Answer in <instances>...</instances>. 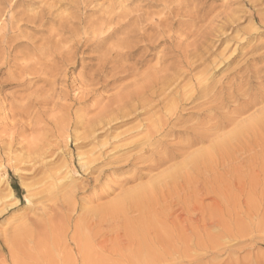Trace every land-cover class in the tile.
Here are the masks:
<instances>
[{
  "label": "rangeland",
  "instance_id": "374dc122",
  "mask_svg": "<svg viewBox=\"0 0 264 264\" xmlns=\"http://www.w3.org/2000/svg\"><path fill=\"white\" fill-rule=\"evenodd\" d=\"M87 1L5 0L2 2L0 0V264H145L132 262L133 250H137L139 245L135 235L133 237L129 235L128 225L125 227V218L121 213L122 198L129 190L147 183L151 177L160 174L170 165L179 163L184 156L170 161L172 164L168 162L169 165L165 163L156 170L150 169L153 160L159 159L164 151L174 150L173 146L181 145V140L190 136L182 131H185L187 125L195 122L199 114L211 117L215 114L213 110L206 109L210 106L208 104L195 105L199 99V102L201 101L203 93L198 94L199 98L196 95L195 104L181 106V111L177 109V112L182 114L181 121L180 119L173 123L165 121L171 114L163 112L166 105L182 92L189 93L190 85L197 82L196 78L201 75L200 72H206L204 77L209 79V83H214L213 85L216 86L220 84L219 86H224L225 89L234 82L243 84L249 73L252 74V78L259 76L264 83V0H163L164 2L162 0H93L94 3ZM19 3L20 5H17ZM96 3L102 8L97 7ZM41 11L45 18L33 23L31 16ZM3 12H7V16ZM19 12L23 13V21L13 20L12 22H15L11 23V26L14 28H11L9 24L11 17L17 16ZM111 12L116 16L111 24L112 28L117 21L122 22L121 27L114 34L115 37H108L109 39L107 38L99 45L100 47H97L102 49V51L99 49L101 52H106L119 39H123L127 32L129 46L132 45L127 50L130 51L132 59L129 56L130 59L126 57L118 61L117 53L114 52L110 58L112 60L109 61L111 63L107 61L105 69L91 81L88 73L96 71L98 60L95 58L101 54L96 46L87 48L91 42H87L85 46L81 45L82 48L78 50L81 53L77 52L79 58L74 59L72 64L69 60L64 62V58L58 55L63 51H69L71 47L74 51V44L78 42L83 44L90 33V30L89 33L87 32L89 21H95ZM122 14L128 15L117 18ZM137 15L142 17L139 18ZM86 16L87 18H84ZM128 16H132L130 20ZM146 17L149 20L146 21ZM129 22H132V25ZM135 22L138 24L136 25ZM126 23L127 25L124 26ZM154 28L156 29L153 30ZM53 29L57 30L53 31ZM146 32H149L148 35ZM69 37H72V41H68ZM61 38H64L65 42L68 41V45H65ZM136 38H140L142 44L140 41L137 43ZM51 39L55 40L53 41L55 44L51 43ZM55 51L59 52L58 55ZM24 52L25 54H22ZM96 53L99 55L97 56ZM56 55L60 61L56 59ZM22 62L26 66H22ZM113 63L118 68L113 66ZM60 64H63L64 68ZM126 67L130 69L123 72ZM57 74L62 77L59 78ZM49 76L54 78L51 79ZM47 78L50 81L49 91ZM92 82H96V85ZM166 82L170 83L167 90L164 87ZM22 84L23 86L25 84L24 88ZM128 84L129 89L126 87ZM140 86L145 88L142 89ZM118 87H121L122 91ZM51 88L56 90H50ZM163 89L166 92L162 91ZM128 90H131V93H128ZM224 90L222 92L213 90L208 96L212 94L221 96ZM35 93L39 94L37 96L39 99L35 97ZM45 93L47 99L44 98ZM30 100L32 101L29 102ZM27 101L29 103H26ZM161 103H165V106ZM179 104L183 103L179 102L178 106ZM228 105L232 109L235 103L231 102ZM148 106L150 108H147ZM240 106L244 113L235 120L236 122L258 115V111L264 108V101L250 109ZM14 114L16 116H13ZM164 121L165 126L163 125L162 128L167 131L156 132ZM261 126V130L260 128L252 130L253 137L257 139L264 137V123ZM231 128V125L227 126L218 134L222 135ZM211 130L210 127H206L196 131L210 133ZM149 132L151 139L153 137L157 142L150 148L146 146L145 150H141L140 142L149 135ZM209 143L210 140L206 139L188 151L207 146ZM262 146L263 148L254 147L247 153H237L231 168L228 167L226 170L225 167L221 171L222 168L219 167L218 170L223 173L219 182L224 190L225 204L239 212L243 211L244 207L252 210L260 208L253 222L264 225V142ZM179 152L183 155L187 151ZM83 164L84 166H81ZM13 186L18 187L19 190L15 191ZM9 188L12 189L13 198L8 197ZM166 202L169 203L167 208L156 215L158 225H166L165 211L168 212L169 219L177 214L175 212L177 201L174 195L169 196ZM210 203V197L203 198L204 206ZM171 209L173 211L169 213ZM157 212L160 210L158 209ZM130 216L135 217L136 213ZM190 216L197 217V213L191 212ZM89 222H92L91 226ZM247 222L246 218L239 219L238 224L245 225ZM248 234L237 242L224 240L225 243L218 250L202 255L201 263L264 264V231ZM131 243L132 251H130L132 246L129 245ZM190 252L202 253L194 249ZM161 261L158 263L162 264Z\"/></svg>",
  "mask_w": 264,
  "mask_h": 264
},
{
  "label": "bare ground",
  "instance_id": "6f19581e",
  "mask_svg": "<svg viewBox=\"0 0 264 264\" xmlns=\"http://www.w3.org/2000/svg\"><path fill=\"white\" fill-rule=\"evenodd\" d=\"M5 0H2V2ZM7 1V0H6ZM12 1V0H11ZM83 1V0H82ZM163 1V0H162ZM21 2V1H20ZM87 2L92 3L93 0H88ZM86 2V3H87ZM97 2V1H95ZM116 2V1H115ZM114 2V3H115ZM164 2V1H163ZM7 3V2H6ZM11 3V2H10ZM15 3V2H14ZM18 3V2H16ZM85 3V2H84ZM94 3V2H93ZM113 3V2H112ZM111 3V4H112ZM9 4V3H8ZM105 4V3H104ZM116 4V3H115ZM118 4V3H117ZM171 3H169L170 5ZM5 5V4H4ZM16 5V4H15ZM14 5V6H15ZM17 5H20L17 4ZM77 5V4H76ZM79 5V3H78ZM97 7L98 4L96 3ZM100 5V4H99ZM103 5V4H102ZM106 5V4H105ZM114 5V4H113ZM119 5V4H118ZM124 5V3H123ZM7 6V5H6ZM6 6L4 7V9L6 8ZM80 6V5H79ZM84 6V4L82 5ZM89 6V5H88ZM101 6V5H100ZM117 6V5H115ZM81 7V6H80ZM122 7V5L120 6V8ZM126 7V6H124ZM123 7V8H124ZM13 8V6H12ZM42 8V7H41ZM87 8V6H86ZM94 8V7H93ZM102 8V7H99ZM80 9V8H79ZM78 9V10H79ZM83 9V7H82ZM91 9V8H90ZM97 9V8H96ZM116 9V8H114ZM119 9V6L118 8ZM128 9V8H127ZM7 10V9H6ZM81 10V9H80ZM113 10V9H112ZM8 11V10H7ZM99 11V9H98ZM97 11V12H98ZM170 11V10H168ZM78 12V11H77ZM80 12V11H79ZM91 12V11H90ZM89 12V14H90ZM137 12V11H135ZM142 12V11H141ZM4 14H6L5 12H3ZM17 13V12H16ZM38 13V12H37ZM46 13V12H44ZM75 13V12H74ZM105 13V12H104ZM126 13V12H125ZM129 13V12H128ZM145 13V12H144ZM149 13V12H148ZM152 13V12H151ZM155 13V12H154ZM2 14V13H1ZM20 14V12H19ZM17 16H13L11 17V21H10V26L13 20L19 21L23 19V13ZM71 14V13H70ZM69 14V15H70ZM92 14V13H91ZM132 14V13H131ZM138 14L140 15L139 11ZM52 15V13H51ZM77 15V14H75ZM81 15V14H80ZM95 15V13H94ZM128 15V14H127ZM127 15L125 16L124 14L122 15H118L117 18L119 17H127ZM130 15V13H129ZM134 16V14H132ZM139 15H137L139 17ZM142 15V14H141ZM157 14H155L154 16L156 17ZM7 16V14H6ZM60 16V15H59ZM73 16V15H72ZM147 16V15H145ZM160 16V14H159ZM164 16V15H162ZM161 16V17H162ZM82 17V15H81ZM89 17V16H88ZM132 16H128V19H131ZM136 17V16H134ZM133 17V18H134ZM137 17V19H138ZM142 17V16H141ZM139 17V18H141ZM160 17V18H161ZM8 18V17H7ZM25 18V17H24ZM45 18V15L43 16V13L41 11V13L35 14L33 16H31V19L34 21L33 23H35L37 20H43ZM84 18H87L84 17ZM83 18V19H84ZM116 16L114 15L113 12L108 13L106 15L100 16L99 18H97V20L95 19V21L91 20L88 23V28H87V32L88 30H90L88 33V35H90L89 38L85 39V42L83 44L81 43H76L74 44V51H72V45L70 46L71 48L69 49V51L60 53L58 56H60V58H64V60H69V62L72 64L74 63V59L77 60L79 58H77V52L82 46H85L87 42H91V44H89L87 46V48H89V46H96L95 48L98 49V47H100L99 45L104 42V40H106L108 37H115L114 34L119 31V28L121 27L120 24H122L121 21H117V23L115 24V26H111V24H113L114 20H115ZM150 18L152 19V17L150 16ZM157 18V17H156ZM159 18V21H160ZM9 19V18H8ZM50 19V18H49ZM48 19V20H49ZM63 19V18H62ZM70 19V17H69ZM79 19V18H78ZM129 19V20H130ZM136 19V22L138 21ZM144 19V18H143ZM148 17L145 18V20L147 21ZM163 19V18H161ZM25 20V19H24ZM47 20V21H48ZM142 20V19H141ZM149 20V19H148ZM153 20V19H152ZM165 20V17H164ZM6 21V20H5ZM23 21V20H22ZM59 21V20H58ZM73 21V20H72ZM84 22H87L86 20H83ZM145 21V22H146ZM162 21V20H161ZM45 22V21H44ZM69 22V21H68ZM124 22V21H123ZM135 22V23H136ZM143 22V21H140ZM151 22V21H149ZM21 23V22H19ZM29 23V22H28ZM37 23V22H36ZM74 23V22H73ZM79 23V22H78ZM81 23V22H80ZM132 23V22H131ZM129 22V24H131ZM134 23V22H133ZM164 23V22H163ZM6 24V23H5ZM8 24V23H7ZM69 24V23H68ZM75 24V23H74ZM85 24V23H84ZM138 23H136L137 25ZM140 24V23H139ZM143 24V23H142ZM141 24V25H142ZM145 24V23H144ZM155 24V23H154ZM160 23H158L159 25ZM3 25V24H2ZM14 25V24H13ZM72 25V24H71ZM83 25V24H82ZM127 23L124 25L126 26ZM132 25V24H131ZM146 25V24H145ZM156 25V24H155ZM5 26V25H4ZM79 26V25H77ZM123 26V25H122ZM129 26V25H128ZM127 26V27H128ZM140 26V25H139ZM152 26V25H151ZM44 27V26H43ZM84 27V25H83ZM105 27V30H104ZM130 27V26H129ZM153 27V26H152ZM151 27V28H152ZM160 27V26H159ZM167 27V26H166ZM11 28H14L11 26ZM10 28V30H11ZM42 28V27H41ZM40 28V29H41ZM60 28V27H59ZM58 28V29H59ZM77 28V27H76ZM86 28V27H85ZM126 28V27H125ZM132 28V27H131ZM134 28V27H133ZM138 28V27H137ZM143 28V27H141ZM150 27H148L149 29ZM17 29V26H16ZM62 29V28H61ZM63 29H65V26H63ZM62 29V30H63ZM122 29V28H121ZM130 28H128L129 30ZM156 28H154L153 30H155ZM161 29V28H160ZM8 30V29H6ZM5 30V31H6ZM52 30V29H51ZM55 29H53L54 31ZM57 30V29H56ZM55 30V31H56ZM60 30V29H59ZM69 30V29H68ZM83 30V28H82ZM85 30V29H84ZM127 30V29H126ZM132 30V29H131ZM136 30V29H135ZM139 30V29H138ZM152 30V29H151ZM162 30V29H161ZM167 30V29H166ZM1 31V30H0ZM15 31V30H14ZM13 31V32H14ZM61 31V30H60ZM78 31H80V29H78ZM133 31V30H132ZM147 31V30H146ZM4 32V31H3ZM11 32V31H10ZM74 31L72 30V33ZM85 31H83L84 33ZM125 32V31H124ZM130 32V31H129ZM136 32V31H134ZM133 32V34H134ZM145 32V31H144ZM143 32V35H145V33ZM61 33V32H60ZM64 33V32H63ZM69 33V32H68ZM123 33V32H122ZM121 33V34H122ZM127 33V32H126ZM124 34L125 37L123 39H119L118 42L116 44H113L111 47H109L108 51H104L101 52L102 49H100L99 51L101 52V54H97L96 55L98 57H96L95 55V59L98 60V64H97V68L95 69V72H92L91 74L88 73V77L90 79H92L91 81H93V79L95 78V76L99 73L102 72L105 69V63L108 61H111L110 58H112L111 55H113V53H117V59L118 61H122V59L124 58H131L130 55V51L127 50L130 46L132 47V45L129 46V40H128V33ZM149 32H146V34ZM16 34V33H15ZM49 34V33H48ZM51 34V32H50ZM59 34V32H58ZM71 34V33H70ZM87 34V33H86ZM85 34V35H86ZM132 34V32H131ZM139 34V33H138ZM152 34V33H150ZM154 34V33H153ZM156 34H157V30H156ZM155 34V35H156ZM6 35V34H5ZM11 35V33H10ZM75 35V34H74ZM136 35V34H135ZM134 35V36H135ZM148 35V34H147ZM154 35V36H155ZM12 36V35H11ZM55 36V35H54ZM59 36V35H58ZM61 36V35H60ZM71 36V35H70ZM117 36V35H116ZM131 35L129 34V37ZM142 36V35H140ZM160 36V35H159ZM4 37V36H3ZM2 37V39H3ZM10 37V36H9ZM14 37V36H12ZM62 37V36H61ZM76 36H74L75 38ZM149 37V36H148ZM49 38V37H48ZM55 38V37H54ZM67 38V37H66ZM72 37H69V40H71ZM132 38V37H130ZM138 38V35H137ZM136 38V39H137ZM143 38V37H142ZM147 38V37H146ZM145 38V39H146ZM150 38V37H149ZM154 38V37H153ZM152 38V40H153ZM158 38V37H157ZM62 39V38H61ZM109 39V38H108ZM118 39V38H117ZM140 39V38H139ZM139 39H137V43L140 41ZM155 39V38H154ZM53 44H55L53 41V39H51ZM60 40V38H59ZM131 40V39H130ZM134 40V39H133ZM3 41V40H2ZM1 41V42H2ZM9 41V40H8ZM11 41V40H10ZM50 41V40H49ZM66 40H64V38L62 39V42H65ZM67 41V42H68ZM72 41V40H71ZM136 41V40H134ZM145 41V40H144ZM154 41V40H153ZM157 41V40H156ZM4 42V41H3ZM47 42V41H46ZM60 42V41H59ZM60 42V43H62ZM67 42H65V45L67 44ZM141 42V41H140ZM143 42V41H142ZM141 42V44H142ZM146 42H148L146 40ZM151 42V40L149 41ZM44 43V42H43ZM49 43V42H48ZM47 43V44H48ZM58 43V42H57ZM133 43V42H132ZM135 43V42H134ZM133 43V44H134ZM153 43V42H152ZM151 43V44H152ZM5 44V43H4ZM18 44V43H17ZM16 44V46H17ZM59 44V43H58ZM64 44V43H63ZM32 45V43H31ZM50 45V44H49ZM62 46V44H60ZM68 45V44H67ZM103 45V44H102ZM106 45V44H105ZM1 46V45H0ZM29 46V45H28ZM46 46V45H45ZM53 46V45H52ZM56 46V45H55ZM98 46V47H97ZM137 46V45H134ZM133 46V47H134ZM12 47V46H11ZM51 47V46H50ZM58 47V46H57ZM66 46H64L65 48ZM106 47V46H105ZM2 48V47H1ZM9 48V47H8ZM29 48V47H28ZM36 48V46H35ZM42 48V47H41ZM52 48V47H51ZM55 48V47H54ZM61 48V47H60ZM104 48V47H103ZM33 49V48H32ZM56 49V48H55ZM53 49V50H55ZM59 49V48H57ZM66 49V48H65ZM92 49V47H91ZM106 49V50H107ZM132 49V48H131ZM4 50V49H3ZM30 50V49H29ZM28 50V51H29ZM48 50V49H47ZM51 50V49H50ZM61 50V49H59ZM94 50V48H93ZM104 50V49H103ZM43 51V49H42ZM58 51V50H57ZM85 51V50H84ZM89 51V49H88ZM91 51V50H90ZM96 51V50H94ZM6 52V51H5ZM9 52V50H8ZM48 52V51H47ZM80 52V51H79ZM78 52V53H79ZM97 52V51H96ZM98 52V53H100ZM146 52V51H145ZM46 53V51H45ZM81 53V52H80ZM83 53V50H82ZM92 53V52H91ZM4 54V53H2ZM6 54V53H5ZM22 54H25L22 53ZM36 54V53H35ZM48 54V53H46ZM133 54V53H132ZM18 55V54H17ZM42 55V54H41ZM56 55V59L58 60ZM80 55V54H79ZM82 55V54H81ZM90 55V54H89ZM88 55V56H89ZM2 56V55H1ZM5 56V55H4ZM27 56V55H26ZM35 56V55H33ZM38 56H40L38 54ZM49 56V55H48ZM55 56V54H54ZM52 56L54 59L55 57ZM130 56V58H129ZM144 56V55H141ZM12 57V56H10ZM13 57H15L13 55ZM23 57V56H20ZM81 57V56H80ZM91 57V56H90ZM145 57V56H144ZM47 57L45 56V59ZM115 58V57H114ZM142 58V57H141ZM199 58V57H198ZM5 59V58H4ZM9 59V58H8ZM25 59V58H24ZM40 59V58H39ZM91 59V58H90ZM94 59V58H92ZM108 59V60H107ZM132 59V58H131ZM142 59H146V58H142ZM7 60V58H6ZM18 60V59H17ZM41 60V59H40ZM43 60V59H42ZM52 60V59H51ZM80 60V59H79ZM96 60V61H97ZM126 60V59H125ZM124 60V61H125ZM9 61V60H8ZM7 61V62H8ZM45 61V60H44ZM48 61V60H47ZM50 61V60H49ZM54 61V60H53ZM56 61V60H55ZM54 61V62H55ZM60 61V60H58ZM127 61V60H126ZM137 61V60H135ZM134 61V62H135ZM186 61V60H184ZM1 62V61H0ZM15 62V61H14ZM18 62V61H16ZM57 62V61H56ZM65 62V61H64ZM79 62V61H78ZM81 62V61H80ZM139 62V60H138ZM32 63V62H31ZM47 63V62H46ZM50 63V62H49ZM63 63V62H62ZM67 63V62H66ZM65 63V64H66ZM76 63V62H75ZM111 63V62H109ZM115 63V62H114ZM113 63V64H114ZM120 63V62H119ZM129 63V62H128ZM126 63V64H128ZM131 63V62H130ZM129 63V64H130ZM157 63V61H156ZM189 63V62H188ZM5 64V63H4ZM28 64H30V62H28ZM37 64V63H36ZM48 64V63H47ZM57 64V63H56ZM64 64V63H63ZM63 64H60L61 66ZM70 64V66H71ZM124 64V63H123ZM140 64V63H139ZM142 64V63H141ZM140 64V65H141ZM3 65V64H2ZM18 65V64H17ZM16 65V66H17ZM25 65V63H24ZM23 62H22V66ZM55 65V64H54ZM108 65V64H107ZM119 64H117L118 66ZM122 65V63H121ZM185 65V64H184ZM188 65V64H187ZM20 66V65H19ZM26 66V65H25ZM35 66V65H34ZM57 66V65H56ZM55 66V67H56ZM65 66V65H64ZM68 66V65H67ZM66 66V67H67ZM94 66V65H93ZM112 64L110 65V69H111ZM113 66L116 67V65L114 64ZM124 66V65H123ZM137 66V65H136ZM183 66V65H182ZM29 67V66H28ZM58 67V66H57ZM63 67V66H62ZM65 67V68H66ZM6 68V67H5ZM19 68V67H17ZM30 68V67H29ZM34 68V67H33ZM44 68V66H43ZM60 68V67H59ZM64 68V67H63ZM83 68V67H82ZM114 68V67H113ZM112 68V69H113ZM118 68V67H116ZM4 69V68H3ZM3 69H1L3 71ZM22 69V68H21ZM26 69V68H25ZM109 69V70H110ZM120 69V68H119ZM130 67H126L123 72L129 70ZM137 69V68H136ZM18 70V69H16ZM32 70V68H31ZM43 71V69H41ZM54 70V69H53ZM94 70V67H93ZM92 70V71H93ZM107 70V72L109 71ZM135 70V69H133ZM132 70V71H133ZM59 71V69H58ZM114 71V70H113ZM119 71V70H118ZM180 71V70H179ZM182 71V70H181ZM22 73V71H20ZM19 72V73H20ZM27 73V71H25ZM40 72V71H39ZM52 72V71H51ZM61 72V70H60ZM59 72V73H60ZM64 72V71H63ZM68 72V71H67ZM112 72V71H109ZM122 72V73H123ZM204 72V71H203ZM10 73V72H9ZM18 73V72H17ZM31 73V71H30ZM33 73V72H32ZM113 73V72H112ZM116 73V72H115ZM120 73V74H122ZM128 73V72H127ZM133 73V72H131ZM135 73V72H134ZM206 73V72H205ZM205 73H199L201 74L199 77L196 78L197 82L195 84L190 85L191 91L188 93L186 91L182 92L181 95H178L175 99H172V101H169V104L166 105L165 107V111L163 110L164 113L170 114L169 116H167V119L165 120L166 122H171L173 123L174 121L176 122L179 121V119L182 117V114L179 113V111L177 112V109L180 110L181 106L184 105H189V104H195L194 102L196 101V95L198 96V94L203 93L202 95V99L201 101L197 102L198 106H204L206 104L210 105L208 106L206 109H211L214 111V115L211 116H203L201 114L198 115V119L195 122H192L190 125H187L185 127V131L184 134H189L190 136L187 138H183L184 140H181V145L179 146H173L174 150H170L168 152L164 151V154L160 156L159 159H155L152 161V165H150V169H155L158 168L159 166L167 163H170V161L172 162V160H174L177 157H181L184 156L183 158H181L182 160L174 165H170L168 168H166L165 170H163L160 174L155 175L153 177H151L147 183L141 185L140 186H136L131 190H127L128 192L123 196L122 198V211L121 213L123 214L125 220V227H127L128 225V231L130 232L129 235H131L132 237L134 236L137 241H138V245L137 246V250H133V244L134 242H132L130 245V251L133 250V257L132 262L134 261L136 262H140V263H145V264H159L160 261L162 260L163 262H166L167 264L173 263V264H202L200 258L202 257V255L209 253V252H213L215 250H218V248L222 247V245L225 243L224 240L227 241H234L237 242L239 239H241L242 237H245L247 235H249L248 233H260L264 231V225L263 224H259V223H255L253 222V219L256 218L257 216V212L260 210V208H255L254 210L248 208V207H244L243 211H237L236 209H234V207H231L229 205H226L225 202V194H224V190L223 188L220 186V178L223 175L222 172H220L218 170L219 167H221V171L224 170V168L226 167V170H228V167L231 168V163L233 160H235L236 154L237 153H247L250 152L254 149V147H260L263 148L262 143L264 142V137H260V139L257 137H253L252 136V130L255 128H260L259 130H261L263 123H264V108L260 109L258 111V115L253 116L249 119H245L242 121H238L236 122L235 120L241 116V114L243 115L244 111L243 109H240L239 106H244L247 109L253 108L255 107L257 104L262 103L264 101V83L262 82V79L259 76H256L254 78H252V74H248L247 76V80L242 83H231L230 86H228L229 88H224V86H216L213 85L211 83H209V79L204 77ZM14 74V73H13ZM24 74V73H23ZM37 74V73H36ZM47 74H52V73H47ZM87 74V73H86ZM102 74V73H101ZM137 74V73H136ZM181 74V73H180ZM12 75V74H11ZM27 75V74H26ZM25 75V76H26ZM29 75V74H28ZM35 75V74H34ZM40 75V74H39ZM59 75V74H57ZM65 75V74H64ZM131 75V74H130ZM133 75V74H132ZM139 75V74H138ZM22 76V75H21ZM46 76V74L44 75ZM56 76V75H55ZM61 75H59V78ZM67 76V75H66ZM65 76V77H66ZM100 76V75H99ZM103 76V75H102ZM120 76V75H119ZM129 76V75H127ZM206 76V75H205ZM14 77V76H13ZM17 77V75H16ZM52 76H49V78ZM64 77V78H65ZM81 77V76H80ZM85 77V76H84ZM114 77V75H113ZM117 77V76H116ZM125 77V76H124ZM134 77V76H133ZM204 77V78H203ZM208 77V75H207ZM40 78V77H38ZM57 78V77H56ZM63 78V79H64ZM78 78V77H77ZM103 78V77H102ZM136 78V77H135ZM28 79V78H26ZM83 79V76H82ZM86 79V78H85ZM97 79V78H96ZM101 79V78H99ZM171 79V78H168ZM39 80V79H37ZM42 80V78H41ZM50 80V79H49ZM59 80V79H58ZM79 80V79H78ZM172 80V79H171ZM194 79V81H196ZM33 82V80H31ZM44 81V79H43ZM48 81V78H47ZM57 81V80H56ZM60 81V80H59ZM65 81V79L63 80ZM76 81V80H75ZM96 81V80H95ZM98 81V80H97ZM174 81V80H173ZM50 85V81H48ZM55 82V81H53ZM52 82V83H53ZM66 82V81H65ZM64 82V83H65ZM84 82V81H83ZM135 82V81H134ZM137 82V80H136ZM135 82V84H136ZM150 82V81H149ZM148 82V83H149ZM26 83V82H25ZM45 83V82H44ZM42 83V84H44ZM60 83V82H59ZM67 83V82H66ZM65 83V84H66ZM94 85H96L94 82H92ZM99 83V82H98ZM133 83V82H132ZM172 83V82H171ZM54 84V83H53ZM64 84V85H65ZM77 84V83H74ZM79 84V83H78ZM84 84V83H83ZM82 84V86H83ZM91 84V83H88ZM175 84V83H174ZM172 84V85H174ZM31 85V84H30ZM56 85V83L54 84ZM59 85V84H58ZM61 85V84H60ZM124 86V84H122ZM148 85V84H147ZM177 85V84H176ZM21 86V85H20ZM23 86V84H22ZM25 86V84H24ZM23 86V88H24ZM34 86V85H33ZM46 86V85H45ZM63 86V85H62ZM67 86V85H66ZM87 87V85H85ZM130 85L128 84L126 87L128 88ZM134 85H131V87ZM143 86V85H142ZM146 86V85H145ZM170 86V83L167 84V82L165 83V90H167ZM29 87V85H28ZM31 87V86H30ZM53 87V86H52ZM91 87V86H90ZM125 87V88H126ZM135 87V86H134ZM138 87V86H137ZM141 87V86H140ZM161 87V86H160ZM172 87V86H171ZM170 87V88H171ZM22 88V89H23ZM32 88V87H31ZM50 86L48 87V91H49ZM65 88V86H64ZM94 88V87H92ZM91 88V89H92ZM119 88V87H118ZM121 88V87H120ZM119 88V89H120ZM126 88V89H127ZM130 88V87H129ZM128 88V89H129ZM142 89L145 87H141ZM159 88V87H157ZM176 88V87H175ZM29 89V88H28ZM26 88V90H28ZM85 89V88H84ZM83 89V91H84ZM124 91V87L122 88ZM125 89V90H126ZM136 89V88H134ZM150 89V88H149ZM225 89V90H224ZM45 90V89H44ZM43 90V91H44ZM50 90H56V89H50ZM60 90V89H59ZM87 90V88H86ZM89 90V89H88ZM121 90V89H120ZM141 89H138V91H140ZM164 89L162 91H165ZM220 91L222 92L224 90L223 93H221V96H215L214 94H212V96H208L209 93L211 91ZM24 91V90H22ZM82 91V92H83ZM122 91V90H121ZM130 91V92H129ZM135 91V90H133ZM132 91V93H133ZM142 91V90H141ZM145 91V90H144ZM174 91V90H173ZM171 90V92H173ZM27 92V91H26ZM38 92V91H37ZM40 92V91H39ZM88 91H86L87 93ZM93 92V91H92ZM120 92V91H119ZM137 92V91H136ZM147 93V91H145ZM161 92V91H160ZM166 92V91H165ZM43 93V92H42ZM41 93V94H42ZM52 93V92H51ZM55 93V91H54ZM85 93V95H87ZM90 93V92H89ZM128 93H131V90H128ZM138 93V92H137ZM141 93V92H140ZM162 93V92H161ZM176 93V92H175ZM173 93V94H175ZM83 94V93H82ZM122 94V93H121ZM135 95V93H133ZM142 94V93H141ZM36 95V93L34 94ZM133 95V96H134ZM140 95V94H139ZM150 95V94H149ZM152 95V94H151ZM155 95V94H154ZM163 95V94H162ZM171 95V94H170ZM28 96V95H27ZM27 96H25L27 98ZM32 96V95H31ZM39 96V94H37L35 97ZM119 96V95H118ZM118 96H116L118 98ZM125 96V93H124ZM136 96V95H135ZM161 96V95H160ZM159 96V97H160ZM169 96V95H168ZM167 96V97H168ZM208 96V97H207ZM22 97V96H21ZM24 97V98H25ZM29 97V96H28ZM50 97V94H49ZM130 97V95L128 96ZM147 97V96H146ZM152 96H150L151 98ZM157 97V96H156ZM173 97V96H172ZM23 98V97H22ZM45 99L46 98V93H45ZM116 98V99H117ZM123 98V97H121ZM144 98V97H143ZM149 98V97H148ZM164 98V97H162ZM199 98V96L197 97ZM29 99V98H27ZM25 99V100H27ZM37 99H39V97H37ZM43 99V97H42ZM43 99V100H45ZM125 99V98H124ZM137 99V98H136ZM167 99V98H166ZM34 100V99H33ZM145 100V99H144ZM148 100V99H147ZM153 100V99H152ZM151 100V101H152ZM159 100V99H157ZM161 100V99H160ZM168 100V99H167ZM21 101V100H20ZM23 101V100H22ZM32 100H30L29 102H31ZM35 101V100H34ZM38 101V100H37ZM41 101V98L40 100ZM119 101V100H118ZM138 101V100H137ZM165 101V100H164ZM28 101L26 103H29ZM149 102V101H148ZM158 102V101H157ZM161 102V101H159ZM183 103V104H179L180 106H178V103ZM235 103V106L230 109L228 103ZM124 103V102H123ZM130 103V102H129ZM128 103V104H129ZM135 103V101H134ZM141 103V102H140ZM168 103V102H167ZM163 104V103H161ZM24 105V103L22 104ZM21 105V106H22ZM30 105V104H29ZM28 105V106H29ZM32 105V103H31ZM127 105V104H126ZM136 105V104H135ZM134 105V106H135ZM139 105V103H138ZM148 105V104H146ZM20 106V107H21ZM120 106V105H119ZM129 106V105H128ZM163 106H165V103L163 104ZM197 106V107H198ZM240 106V107H241ZM25 107V106H23ZM22 107V109H24ZM118 107V106H117ZM143 107V105H142ZM155 107V106H154ZM162 107V106H161ZM12 108V107H11ZM26 108V107H25ZM130 108V107H129ZM147 108H150L149 106ZM28 109V108H27ZM183 109V108H182ZM12 110V109H11ZM118 110V109H116ZM148 110V109H147ZM27 111V110H26ZM159 111V110H158ZM181 111V110H180ZM205 112V111H204ZM21 113V111H20ZM25 113V112H24ZM163 113V114H164ZM202 113V112H201ZM206 113V112H205ZM17 114H19L17 112ZM153 114V113H152ZM156 114V113H155ZM204 114V113H203ZM22 115V114H21ZM212 115V114H210ZM255 115V114H254ZM13 116H16V114H14ZM20 116V114H19ZM24 116V115H23ZM21 116V117H23ZM69 116V115H68ZM153 116V115H152ZM164 116V115H163ZM195 116V115H194ZM19 117V118H21ZM171 117V119H170ZM161 118V117H160ZM197 118V116H196ZM193 118V119H196ZM73 119V118H72ZM158 119V118H157ZM156 119V120H157ZM163 119V118H161ZM161 119L159 121H161ZM183 119V118H182ZM19 120V119H18ZM21 120V119H20ZM19 120V121H20ZM164 120V119H163ZM73 121V120H72ZM165 121L163 124H161V126L159 128H157L156 132H164L167 131L166 129H163L162 126H165ZM181 121V119H180ZM71 122V121H70ZM155 122V121H154ZM159 123V122H158ZM181 123V122H180ZM183 123V122H182ZM19 124V123H18ZM153 124V122H152ZM156 124V123H155ZM177 124V123H176ZM157 125V124H156ZM175 125V124H173ZM232 126L231 130H229L228 132L219 135L221 131H223L227 126ZM261 126V127H260ZM171 127V126H170ZM182 127V126H181ZM206 127H210L212 130L210 133L206 132H197L196 130L198 129H202V128H206ZM264 127V126H263ZM74 128V127H73ZM155 128V127H154ZM167 128V127H165ZM229 128V127H228ZM178 129V128H177ZM264 129V128H263ZM258 130V129H257ZM209 131V130H208ZM152 132V131H151ZM151 132H149V135L146 136V138L143 139V141L140 142L141 146V150H145L146 148H150L151 146H153L157 141V139H151ZM248 132H250L249 134H247ZM261 132V131H260ZM153 133V132H152ZM219 133V134H218ZM257 133V132H256ZM171 134V133H170ZM161 135V134H160ZM159 135V136H160ZM163 135V134H162ZM169 135V134H166ZM260 135V134H259ZM156 138V137H155ZM251 138V139H250ZM210 140V143L207 146L204 147H197V148H193V150L188 151V149H190L191 147H194L196 145H199L200 143H202L204 140ZM162 141V140H161ZM180 141V139H179ZM178 141V142H179ZM165 142V141H164ZM162 143V142H161ZM160 144V143H159ZM157 144V145H159ZM163 144V143H162ZM178 144V143H176ZM139 145V147H140ZM156 147V146H155ZM166 147V146H165ZM154 148V147H153ZM167 148V147H166ZM136 149V148H135ZM139 149V150H140ZM181 150H186L187 152H185L183 155L180 154ZM252 159V158H251ZM118 161V160H117ZM235 162V161H234ZM244 162V161H243ZM247 162V161H246ZM172 164V163H170ZM169 165V164H168ZM81 166H84L81 165ZM160 168V167H159ZM233 169V168H232ZM239 169V168H238ZM247 170V169H246ZM224 172V171H223ZM229 175V174H228ZM229 181V180H228ZM215 184V185H214ZM10 194H9V198H13V192L12 189L9 188ZM122 194V192H121ZM171 195H174L175 197V201L176 204V208H175V212H177V214L172 218L169 219L170 217L168 216V212L165 211L164 213V217L165 218V223L166 225L163 224H159L157 222V216L159 213L162 212L163 209H166L167 206L169 205L168 202H166L167 198ZM204 197H210L211 198V203L204 206L202 204V200ZM116 203V202H115ZM260 206V204H259ZM160 210V212H157V210ZM169 209V208H168ZM242 209V208H241ZM250 209V210H249ZM252 210V211H251ZM114 211V210H112ZM173 209L170 210L169 213H172ZM194 211L197 213V217H191L190 213ZM115 212V211H114ZM136 213L135 217H131L130 214H134ZM89 214V213H88ZM108 214V213H107ZM264 214V213H263ZM111 215V214H110ZM173 215V214H172ZM259 215V214H258ZM92 216V215H91ZM120 216V215H119ZM168 216V217H167ZM109 217V216H108ZM113 217V216H112ZM111 217V218H112ZM100 218V217H99ZM104 218V217H103ZM167 218V219H166ZM246 218L248 220L247 224L245 225H240L238 224L239 219H244ZM93 222V221H92ZM92 222H89V226L92 225ZM94 223V222H93ZM95 224V223H94ZM103 224V223H102ZM150 227V228H149ZM153 227V228H152ZM137 228V230H136ZM136 230V231H135ZM127 231V230H126ZM127 231V232H128ZM103 233V232H102ZM127 234V233H126ZM255 235V234H254ZM98 236V235H97ZM140 236V237H139ZM139 237V238H138ZM100 243V242H99ZM98 244V242H97ZM88 245V244H87ZM100 245V244H99ZM98 245V246H99ZM103 246V244H101ZM107 245V244H106ZM113 245V244H112ZM115 245V244H114ZM128 245V244H127ZM136 245V244H135ZM97 246V245H96ZM81 247V246H80ZM114 247V246H113ZM129 247V246H128ZM83 248V247H82ZM85 248V246H84ZM88 248V247H87ZM86 248V249H87ZM99 248V247H98ZM107 248V247H106ZM197 250L199 252H202L201 254H193L190 251L191 250ZM101 250V249H100ZM84 251V250H83ZM82 252V251H81ZM86 252V251H85ZM215 254V253H214ZM83 255H81L82 257ZM87 257V256H86ZM83 259V258H82ZM85 259V258H84ZM168 260V262L166 261ZM161 261V262H162ZM159 262V263H158ZM162 262V264H163ZM165 264V263H164Z\"/></svg>",
  "mask_w": 264,
  "mask_h": 264
},
{
  "label": "trees",
  "instance_id": "16d2710c",
  "mask_svg": "<svg viewBox=\"0 0 264 264\" xmlns=\"http://www.w3.org/2000/svg\"><path fill=\"white\" fill-rule=\"evenodd\" d=\"M13 188H14L15 191L19 190L18 187H16V186H13Z\"/></svg>",
  "mask_w": 264,
  "mask_h": 264
}]
</instances>
